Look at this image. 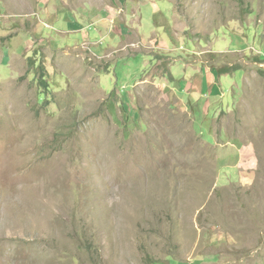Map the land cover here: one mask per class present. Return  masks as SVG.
<instances>
[{
  "label": "rangeland",
  "instance_id": "1",
  "mask_svg": "<svg viewBox=\"0 0 264 264\" xmlns=\"http://www.w3.org/2000/svg\"><path fill=\"white\" fill-rule=\"evenodd\" d=\"M257 57L264 0H0V264H264Z\"/></svg>",
  "mask_w": 264,
  "mask_h": 264
},
{
  "label": "trees",
  "instance_id": "2",
  "mask_svg": "<svg viewBox=\"0 0 264 264\" xmlns=\"http://www.w3.org/2000/svg\"><path fill=\"white\" fill-rule=\"evenodd\" d=\"M257 60H259L260 62H263L264 61V59H261V58H259V57H257ZM223 70V69H222ZM219 70V72H226V73H229V71H227V70ZM238 70H240V67H234V69H233V71H238ZM42 76V75H41ZM41 80H43V77H42V79ZM39 98H40V100H42V99H44V93H41L40 95H39Z\"/></svg>",
  "mask_w": 264,
  "mask_h": 264
},
{
  "label": "crops",
  "instance_id": "3",
  "mask_svg": "<svg viewBox=\"0 0 264 264\" xmlns=\"http://www.w3.org/2000/svg\"><path fill=\"white\" fill-rule=\"evenodd\" d=\"M209 105L207 103L204 102V111L207 109Z\"/></svg>",
  "mask_w": 264,
  "mask_h": 264
}]
</instances>
